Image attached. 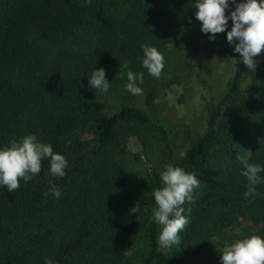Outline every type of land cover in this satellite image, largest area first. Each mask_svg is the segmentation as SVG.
Listing matches in <instances>:
<instances>
[{
	"label": "trees",
	"instance_id": "obj_1",
	"mask_svg": "<svg viewBox=\"0 0 264 264\" xmlns=\"http://www.w3.org/2000/svg\"><path fill=\"white\" fill-rule=\"evenodd\" d=\"M233 10L229 0L230 28ZM194 14L190 0H0V148L34 134L68 161L62 178L45 159L16 191L0 185V264H45V257L54 264H135L136 256L140 264H198L225 233L228 243L264 238V182L246 200L236 158L251 150L250 162L264 167V51L247 84L235 52L229 87L184 158L176 148L180 133L151 110V93V113L125 102L113 111L89 87L96 69L105 77L125 62L147 70L141 45L159 51ZM131 125L151 126L166 139L167 162L145 181L131 176L126 161L121 129ZM168 163L195 174L200 186L183 205L190 222L180 243L161 249L153 191L163 186ZM244 219L252 226H241Z\"/></svg>",
	"mask_w": 264,
	"mask_h": 264
},
{
	"label": "clouds",
	"instance_id": "obj_2",
	"mask_svg": "<svg viewBox=\"0 0 264 264\" xmlns=\"http://www.w3.org/2000/svg\"><path fill=\"white\" fill-rule=\"evenodd\" d=\"M235 4V10L230 13L232 28L227 32V41L234 45L233 51L240 54L244 65L255 72L257 61L254 57L264 51V0H242ZM196 18L202 22L201 31L215 34L224 32L227 28L229 16L225 10L229 7V0H196ZM169 44L168 47H172ZM144 57L142 66L149 75L160 78L164 68V56L156 47L142 44ZM144 74L127 72V82L124 87L133 95H142ZM89 87L107 93L110 88L105 78L103 68L96 69L89 78ZM180 157L187 155L180 152ZM251 150H245L243 155L237 154V159L243 165L241 175L247 179V190L244 198L259 195L257 186L261 184V172L264 167L250 162ZM47 159L50 164L49 171L54 177H63L68 161L65 156L53 151L51 144L43 143L34 134H26L20 139H13L8 145L0 148V185L14 192L20 187V181H30L41 171L42 161ZM163 186L153 191L156 208L152 210L154 221L161 226L158 243L161 249L180 243L179 233L189 224V219L183 213V205L193 203V191L200 186L197 176L187 173L182 167L168 163L160 173ZM50 192L53 197L59 198L60 189L52 184ZM190 211V210H189ZM222 264H264V238L252 234L233 243L225 242L222 251ZM45 264L54 262L45 257Z\"/></svg>",
	"mask_w": 264,
	"mask_h": 264
},
{
	"label": "rangeland",
	"instance_id": "obj_3",
	"mask_svg": "<svg viewBox=\"0 0 264 264\" xmlns=\"http://www.w3.org/2000/svg\"><path fill=\"white\" fill-rule=\"evenodd\" d=\"M154 1L161 6L168 2ZM190 2L194 6L196 0ZM194 9L193 21L159 50L164 56L160 78L152 77L147 70L137 71L125 62L116 73L105 77L110 83L109 91L102 93L99 90L97 94L113 111L122 102L148 113L153 110L180 133L181 141L176 146L180 152L204 134L209 113L228 89L237 64L234 45L227 41V32L231 30L229 24L224 32L210 39L211 33L201 31L202 22L196 18L197 9ZM169 44L173 46L168 47ZM128 71L136 74L143 72L144 82L139 84L143 90L142 95H133L125 89ZM253 74L246 68L244 84L248 83ZM149 93L154 99L151 110L146 103ZM121 131L127 142L126 161L131 176L145 181L152 174L153 168L167 162L169 153L166 139L155 128L131 125L122 127ZM244 225L252 226L245 219L241 220V226ZM240 230L237 229V232ZM228 235L225 233L215 239V246L200 257L198 264H222L220 251L224 243L230 240ZM135 264H140L138 256L135 257Z\"/></svg>",
	"mask_w": 264,
	"mask_h": 264
}]
</instances>
